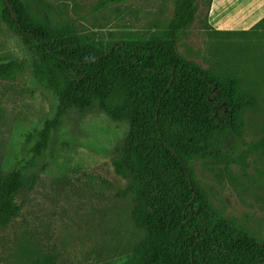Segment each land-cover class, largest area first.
<instances>
[{
    "label": "rangeland",
    "instance_id": "1",
    "mask_svg": "<svg viewBox=\"0 0 264 264\" xmlns=\"http://www.w3.org/2000/svg\"><path fill=\"white\" fill-rule=\"evenodd\" d=\"M9 1L41 22L50 17L56 25L71 23L86 44L107 46L148 40L163 30L176 0H129L102 9H97L102 0ZM196 4L178 56L207 70L224 88L235 81L240 96L254 103L240 114L237 136L207 133L217 157L191 159L188 168L211 209L264 240V0ZM7 62L18 70L12 78H0V176L24 169V179L16 197L18 216L0 227V264H133L154 235L138 224L130 183L114 167L128 122L113 121L98 109L71 112L44 155L33 160L29 149L58 100L39 81L37 58L21 42L0 0V63ZM158 150L153 146L149 162L143 156L141 176L171 224L188 191Z\"/></svg>",
    "mask_w": 264,
    "mask_h": 264
},
{
    "label": "trees",
    "instance_id": "2",
    "mask_svg": "<svg viewBox=\"0 0 264 264\" xmlns=\"http://www.w3.org/2000/svg\"><path fill=\"white\" fill-rule=\"evenodd\" d=\"M128 1L102 0L97 9ZM196 1L176 0L167 26L148 40L97 46L86 44L71 23L56 25L50 17L41 22L26 7L22 11L4 0L14 31L37 58L39 81L58 100L29 152L33 160L43 156L53 132L71 112L98 109L113 121H126L129 131L116 150L114 167L130 183L138 224L154 235L133 264H264V240L211 209L188 168L191 159L217 157L218 150L206 142L207 133L237 136L240 114L254 103L240 96L235 81L224 88L207 70L178 56L177 45L194 21ZM17 70L14 62L0 63V78H12ZM153 146L161 149L188 191L171 224L141 176L143 156L151 161ZM23 172L14 169L0 176V227L18 216Z\"/></svg>",
    "mask_w": 264,
    "mask_h": 264
},
{
    "label": "crops",
    "instance_id": "3",
    "mask_svg": "<svg viewBox=\"0 0 264 264\" xmlns=\"http://www.w3.org/2000/svg\"><path fill=\"white\" fill-rule=\"evenodd\" d=\"M239 1H245V4H247V2H250V0H239Z\"/></svg>",
    "mask_w": 264,
    "mask_h": 264
}]
</instances>
